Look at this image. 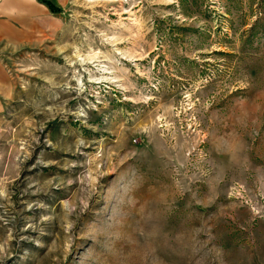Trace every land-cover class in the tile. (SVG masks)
I'll list each match as a JSON object with an SVG mask.
<instances>
[{
	"label": "rangeland",
	"instance_id": "rangeland-1",
	"mask_svg": "<svg viewBox=\"0 0 264 264\" xmlns=\"http://www.w3.org/2000/svg\"><path fill=\"white\" fill-rule=\"evenodd\" d=\"M47 1L0 0V264H264V0Z\"/></svg>",
	"mask_w": 264,
	"mask_h": 264
},
{
	"label": "trees",
	"instance_id": "trees-1",
	"mask_svg": "<svg viewBox=\"0 0 264 264\" xmlns=\"http://www.w3.org/2000/svg\"><path fill=\"white\" fill-rule=\"evenodd\" d=\"M42 4H44L51 12L56 13L57 10L49 3L46 1L39 0Z\"/></svg>",
	"mask_w": 264,
	"mask_h": 264
},
{
	"label": "crops",
	"instance_id": "crops-1",
	"mask_svg": "<svg viewBox=\"0 0 264 264\" xmlns=\"http://www.w3.org/2000/svg\"><path fill=\"white\" fill-rule=\"evenodd\" d=\"M39 1V0H38ZM42 1H46V2H49V1H47V0H42ZM50 3V2H49ZM42 4V3H41ZM51 4V3H50ZM43 6H45L44 4H42ZM52 5V4H51Z\"/></svg>",
	"mask_w": 264,
	"mask_h": 264
},
{
	"label": "bare ground",
	"instance_id": "bare-ground-1",
	"mask_svg": "<svg viewBox=\"0 0 264 264\" xmlns=\"http://www.w3.org/2000/svg\"><path fill=\"white\" fill-rule=\"evenodd\" d=\"M99 68H102V67L99 66ZM104 70H105V69H103L102 71H104Z\"/></svg>",
	"mask_w": 264,
	"mask_h": 264
}]
</instances>
